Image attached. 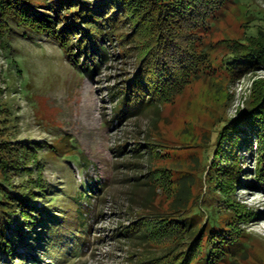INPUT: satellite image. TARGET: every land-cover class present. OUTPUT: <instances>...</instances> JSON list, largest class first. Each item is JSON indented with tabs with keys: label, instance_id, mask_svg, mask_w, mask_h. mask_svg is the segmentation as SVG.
<instances>
[{
	"label": "rangeland",
	"instance_id": "374dc122",
	"mask_svg": "<svg viewBox=\"0 0 264 264\" xmlns=\"http://www.w3.org/2000/svg\"><path fill=\"white\" fill-rule=\"evenodd\" d=\"M216 17L198 30L194 39L197 53L205 55L204 59H216L206 68V75L200 73L179 94L175 92L170 102L138 118L117 112L119 91L138 66L136 52L126 50L124 54L117 40L109 44L108 59L100 70L90 75L47 37L15 26L0 35L1 132L10 140L29 141L39 149L35 157L45 168L37 176L46 186L61 191L53 202L57 208L52 202L45 206L61 217L59 229H68L64 235L71 237L69 233L76 227L69 225L81 221L89 227L85 241L84 235L77 234L73 242L67 239L65 250L47 255L37 247L15 242L17 254L10 261L4 255L0 264H137L139 254L154 251L151 243L150 248L139 246V241L125 235L133 222L147 213L142 201L152 188L144 185L145 177L160 172L162 177L164 171L171 177L169 183L162 182L164 190L187 179L194 182V194L208 191L203 178L221 127L237 118L236 111L245 108L253 83L264 78V69L231 78L220 65L229 54V42L264 31V0H227ZM149 144L159 145L156 155L150 154ZM134 147H139V155L145 154L131 153ZM237 155L244 172L238 181H231L232 205L258 215L251 224L249 248L238 264H264V187L257 181L256 169L259 156L243 148ZM68 156L77 160L64 159ZM223 156V160L228 157L227 153ZM83 183L88 187L99 183L103 190L91 188L95 190L91 200L74 204L68 196H74ZM163 202L162 210L168 209V202ZM230 208L234 207H226V212ZM16 226L9 232L12 240ZM57 229L51 228L49 235ZM164 241L163 237L160 243ZM80 244L81 253L73 257Z\"/></svg>",
	"mask_w": 264,
	"mask_h": 264
},
{
	"label": "trees",
	"instance_id": "16d2710c",
	"mask_svg": "<svg viewBox=\"0 0 264 264\" xmlns=\"http://www.w3.org/2000/svg\"><path fill=\"white\" fill-rule=\"evenodd\" d=\"M226 3L227 0H0V35L15 26L47 37L65 51L76 67L90 75L100 70L108 59L109 44L117 40L124 54L126 50L136 52L138 65L136 73L125 80L119 91L121 103L117 112L119 116L138 118L170 102L175 92L179 94L200 73L206 75V68L216 59H204L205 55L197 53L194 39L198 38V30L217 18ZM229 43V54L220 65L222 72L234 78L264 69L263 30ZM253 85L245 108L238 109L237 118L222 125L219 143L208 155L213 159L203 178L206 193L194 194V182L187 179L179 186L177 182L176 188L171 185L164 190L162 182H168L170 177L164 171L162 177L161 172L145 177L144 185L152 188L149 197L142 201L148 214L133 222L125 235L139 241V246L150 248L152 244L154 251L139 254L137 264H238L241 254H246L253 236L251 224L258 215L246 212L241 205H232L231 181H238L244 172L237 155L243 148L259 156L257 181L264 187V78ZM1 131L0 263L4 255L10 261L17 254L15 242L37 247L47 255L65 250L67 239L71 243L77 234L84 235L85 241L89 228L85 222L69 225L76 228L68 237L64 235L67 228L59 229L60 216L46 208L45 204L51 202L57 208L53 202L61 191L46 186L37 176L45 168L41 159L35 157L39 149L29 141L10 140ZM149 146L150 154L156 155L159 145ZM130 152L138 156L139 147ZM226 153L228 157L223 160ZM74 158L64 157L77 160ZM80 186L74 196H68L74 204L91 200L95 187L103 190L99 183L94 187L86 183ZM163 201L168 202V209L162 210ZM226 207L234 208L226 212ZM77 212L83 218L84 214ZM14 224L17 232L12 240L9 232ZM53 227L59 230L51 236ZM163 237L165 244L160 243ZM81 247L82 244L76 246L73 257L81 253Z\"/></svg>",
	"mask_w": 264,
	"mask_h": 264
}]
</instances>
